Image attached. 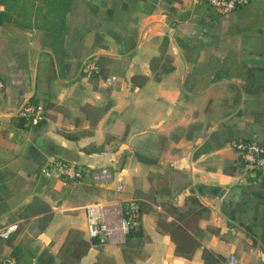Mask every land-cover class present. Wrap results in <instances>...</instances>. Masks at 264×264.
<instances>
[{
  "label": "crops",
  "instance_id": "0c3cea01",
  "mask_svg": "<svg viewBox=\"0 0 264 264\" xmlns=\"http://www.w3.org/2000/svg\"><path fill=\"white\" fill-rule=\"evenodd\" d=\"M62 6L0 0V230L14 226L0 264H40L70 229L90 239L89 204L134 198L143 243L126 262L119 242H105L116 264H206L204 247L221 264H264V176L232 145L264 142V0L228 12L194 0ZM89 59L101 74L85 71ZM28 101L44 105L39 123L21 119ZM58 158L82 176L58 175ZM101 170L110 176L96 180ZM189 209L199 245L185 256L157 221ZM98 252L90 245L78 264Z\"/></svg>",
  "mask_w": 264,
  "mask_h": 264
},
{
  "label": "built area",
  "instance_id": "2783aa9c",
  "mask_svg": "<svg viewBox=\"0 0 264 264\" xmlns=\"http://www.w3.org/2000/svg\"><path fill=\"white\" fill-rule=\"evenodd\" d=\"M195 2L205 1L220 12H228L245 4L248 0H194ZM85 71L96 73L99 70L98 64L94 59L85 62ZM4 88V78L0 75V89ZM19 114L32 124H36L45 118L46 112L42 102L28 101L24 104ZM233 147L239 153L243 163L250 169L264 170V142L237 138L232 142ZM53 170L58 175H63L70 180L79 179L82 174V168L71 161L64 159H54L51 163ZM50 174V171L46 172ZM96 180L107 179L110 173L101 170L93 174ZM121 184L118 185L120 187ZM88 221L87 233L89 237H98L102 242H121L124 241L125 233L129 226L133 225L135 217L138 216V205L131 201L123 209L122 202L118 204L109 203H91L87 207ZM14 229L10 225L0 230V237L7 238ZM228 264H240L234 255L228 257ZM5 263V262H4Z\"/></svg>",
  "mask_w": 264,
  "mask_h": 264
},
{
  "label": "trees",
  "instance_id": "16d2710c",
  "mask_svg": "<svg viewBox=\"0 0 264 264\" xmlns=\"http://www.w3.org/2000/svg\"><path fill=\"white\" fill-rule=\"evenodd\" d=\"M23 2L24 4L32 2L36 9L39 10L41 4H45L46 6L50 7V9H55L57 7L62 8V5L66 3V0H23ZM95 62L98 64L99 70L96 73H90V75L93 76H97L102 72V64L99 62V60H95ZM21 119L23 122L27 123L23 117H21ZM129 132L130 130H128L126 135L129 134ZM123 136H125V133ZM135 155L141 161L151 162L153 160V158L140 152H135ZM257 173H261L260 175L264 176V170L258 169ZM148 178L149 176H135L133 179L139 180L142 184V182ZM140 191L142 194L143 192H146L151 197V192L148 190L145 191L141 189ZM131 201L136 202L138 205V216L134 218L136 222L129 226L127 232L125 233L124 241L121 243V251L126 262H130L133 256L139 253L140 247L143 243V227L140 222L143 211L142 202L138 201L136 198L132 199ZM129 202L130 201L127 200L122 201L124 210ZM192 216L196 218L193 210L189 209L182 213H177L175 219L166 220L160 218L157 221L158 226H160V228H162V230L165 232L169 233L170 237L175 242L176 253L185 256H190L194 249L199 245L198 239L187 232V227H191L193 225ZM104 243L105 242L100 241L98 237H90V239H86L80 230L72 228L69 230L59 254L54 255L49 252H42L39 256L40 264H58V262L60 264H78L80 258L86 254L88 248L92 244L97 245L99 248L97 259L92 264H116V261L111 254L103 253L101 245ZM179 245H183L185 250L188 251H181L179 249ZM202 258L206 264H221L222 260H225L223 255L213 251L208 247L203 248Z\"/></svg>",
  "mask_w": 264,
  "mask_h": 264
},
{
  "label": "rangeland",
  "instance_id": "374dc122",
  "mask_svg": "<svg viewBox=\"0 0 264 264\" xmlns=\"http://www.w3.org/2000/svg\"><path fill=\"white\" fill-rule=\"evenodd\" d=\"M121 243H122V241L121 242H119V243H117V244H120L121 245ZM104 245V244H103ZM103 245H101V248L103 247ZM100 247V246H99ZM103 253H108L107 251H103ZM103 253H101V254H103ZM108 254H111V253H108ZM112 255V254H111Z\"/></svg>",
  "mask_w": 264,
  "mask_h": 264
}]
</instances>
